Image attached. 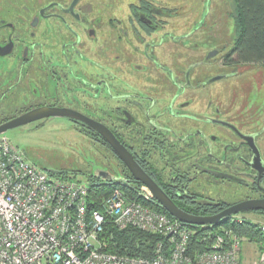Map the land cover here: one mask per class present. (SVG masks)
I'll return each instance as SVG.
<instances>
[{
	"label": "flooded vegetation",
	"instance_id": "flooded-vegetation-1",
	"mask_svg": "<svg viewBox=\"0 0 264 264\" xmlns=\"http://www.w3.org/2000/svg\"><path fill=\"white\" fill-rule=\"evenodd\" d=\"M181 3L0 0V123L38 107L68 109L74 117L34 123L78 129L100 162L87 178L105 181L101 173L141 186L119 150L76 114L99 122L194 215L264 200V105L250 98V85L238 99L231 91L228 79L244 63L231 62L226 43L221 64L214 65L216 45L200 60L194 17L178 13ZM250 213L264 216V209L229 217Z\"/></svg>",
	"mask_w": 264,
	"mask_h": 264
},
{
	"label": "built area",
	"instance_id": "built-area-1",
	"mask_svg": "<svg viewBox=\"0 0 264 264\" xmlns=\"http://www.w3.org/2000/svg\"><path fill=\"white\" fill-rule=\"evenodd\" d=\"M114 184L91 207L88 180L39 168L0 134V264H241L242 238L232 228L215 231L209 249L191 251L195 225L157 209L145 186L135 194L124 181ZM107 222L167 245L159 242L152 257L107 252L100 238ZM253 264H264V251Z\"/></svg>",
	"mask_w": 264,
	"mask_h": 264
},
{
	"label": "rangeland",
	"instance_id": "rangeland-1",
	"mask_svg": "<svg viewBox=\"0 0 264 264\" xmlns=\"http://www.w3.org/2000/svg\"><path fill=\"white\" fill-rule=\"evenodd\" d=\"M172 1L180 2L181 0ZM182 1L185 3L180 4L178 13L184 17H194V38L198 40L200 46V60L202 61V55H205L206 51L216 45L215 48L218 49L219 55H215L214 65L221 64L223 56L222 44L226 43V49H229L235 39L234 21L231 17L234 15V1ZM186 1L188 6H186ZM190 9H192L191 12ZM211 24L214 26H210ZM235 66L236 74L228 79L232 88L231 91L237 92L238 99L241 87L250 85V87H253L249 92L250 98H255V95H257L260 98V102L264 105V64L244 63ZM255 86L258 87V91L254 89ZM76 129L67 121L49 120L38 123L31 122L13 128L3 134L8 137L14 148L23 152L39 168L47 171L62 172V174L67 176L88 180L82 174L99 169L100 162L97 153L85 144L84 137ZM129 187L136 190H134L135 194L146 193L139 185H129ZM229 220V222L250 221L258 225L260 229H264V216L259 214L250 213L244 216H233ZM246 245H251L252 253L257 256L253 261L254 263L258 259L259 254L264 251V245L243 237V249H245ZM245 253L243 251V254Z\"/></svg>",
	"mask_w": 264,
	"mask_h": 264
},
{
	"label": "trees",
	"instance_id": "trees-1",
	"mask_svg": "<svg viewBox=\"0 0 264 264\" xmlns=\"http://www.w3.org/2000/svg\"><path fill=\"white\" fill-rule=\"evenodd\" d=\"M233 18L235 39L230 47L232 63H259L264 64V0H233ZM91 196L89 205L99 208L101 199L115 186L114 182L88 178ZM140 186V184H139ZM155 207L169 215L162 207L155 203ZM230 217L217 224L206 226H192L193 234L190 237V250L209 249L214 232L221 227L232 228L239 236L264 245V231L250 221L240 220L229 222ZM104 242L103 250L128 255L152 257L156 245L162 242L167 245L166 239L161 236L127 227L116 229L111 222L104 225L100 236Z\"/></svg>",
	"mask_w": 264,
	"mask_h": 264
},
{
	"label": "water",
	"instance_id": "water-1",
	"mask_svg": "<svg viewBox=\"0 0 264 264\" xmlns=\"http://www.w3.org/2000/svg\"><path fill=\"white\" fill-rule=\"evenodd\" d=\"M68 109H54L50 107H38L31 109L13 119H10L6 122L0 123V134H3L13 128L18 126H22L41 118L55 115V116H69L74 117ZM81 118L82 122L86 124L91 130L98 133L112 148L118 149L119 154L132 172L133 176L138 180L143 186H145L148 191L152 194L156 203L162 207L166 212L169 213L170 216L183 222L185 224H191L195 226H206L217 224L220 221L226 219L230 215L244 211V210H259L264 209V200H247L236 203L216 214L213 215H194L189 212H186L179 208L164 192L163 190L153 181L151 180L144 171L136 164V162L132 159L130 154L126 152V150L119 145L118 141L112 135V133L101 123L89 120L84 116H80V114H76ZM77 118V117H76ZM47 171V170H46ZM54 175L62 174V172L48 171ZM101 174V173H100ZM101 179L105 181H112V177H107L106 175L101 176Z\"/></svg>",
	"mask_w": 264,
	"mask_h": 264
},
{
	"label": "crops",
	"instance_id": "crops-1",
	"mask_svg": "<svg viewBox=\"0 0 264 264\" xmlns=\"http://www.w3.org/2000/svg\"><path fill=\"white\" fill-rule=\"evenodd\" d=\"M244 248L245 249H243V246L241 244L240 263L241 264H253V261L257 258V256L252 253L253 249L251 245H246ZM243 251L246 253L243 254Z\"/></svg>",
	"mask_w": 264,
	"mask_h": 264
}]
</instances>
